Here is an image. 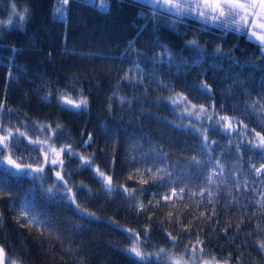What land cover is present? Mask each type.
<instances>
[{
	"label": "trees",
	"instance_id": "16d2710c",
	"mask_svg": "<svg viewBox=\"0 0 264 264\" xmlns=\"http://www.w3.org/2000/svg\"><path fill=\"white\" fill-rule=\"evenodd\" d=\"M61 3L0 0V127L24 133L0 156L4 264H176L178 255L264 264V172L250 171L264 160L249 150L253 132L264 135L261 47L227 31L232 25L206 26L151 0H69L63 18ZM61 98L87 107L70 109ZM185 98L215 117L196 124L181 109ZM220 117L227 125L216 124ZM46 143L91 160L89 170L61 154L56 170L70 191L51 165L37 163ZM9 157L44 171L16 175ZM158 168L171 174L170 186ZM96 169L111 177V193ZM170 189L178 195L165 200Z\"/></svg>",
	"mask_w": 264,
	"mask_h": 264
},
{
	"label": "snow or ice",
	"instance_id": "6c2138e0",
	"mask_svg": "<svg viewBox=\"0 0 264 264\" xmlns=\"http://www.w3.org/2000/svg\"><path fill=\"white\" fill-rule=\"evenodd\" d=\"M69 0H62L61 7L57 9V12L60 14V17L63 18V9L64 6L68 4ZM151 2L154 5H158L163 10H166L168 12L173 13L177 17H183V16H189L191 15L194 19L200 20L203 24L206 26H214L216 28L225 29V25H232L231 27L227 28V31L239 33L241 35L247 36L248 40L253 43H257L262 50V55H264V35H257L258 31H264V25H261L259 28H256V30L249 31V29L254 28V20L257 15H260V18L264 20V0H259V11L257 10V4L251 2L249 0L248 3L242 2V0H183V2H177V0H151ZM103 8L104 6L101 5ZM27 12V9L24 10V12H21L18 14L19 21L21 23V26L23 25L24 19H25V13ZM13 15H16L15 5H13ZM253 18V22H249V17ZM191 45H196L197 41L193 40L189 42ZM219 51V49H217ZM169 57L171 58V54L167 53ZM127 79V77H125ZM239 83V81H238ZM201 88L207 92L209 91L207 85H202ZM123 100V98H121ZM186 101V98H185ZM61 102L64 104L65 107H69L70 109H81L87 107V101L86 100H80L79 103L73 104L70 100H64L61 98ZM193 110L188 111V116L195 115L196 119H200L199 114L195 110V106H192ZM200 112H204V109L201 108L199 110ZM208 119L210 120L211 117L209 116ZM221 123V120H217L216 124L219 125ZM59 127V126H58ZM264 127V125H262ZM50 130V126H41V131H44L45 129ZM225 132L228 131V129H224ZM0 133H3L2 136H0V156H3L5 151L9 149L12 139H16L17 144L19 143V137L24 136V133L19 132L17 129V132L15 136H13L12 130L6 127H0ZM200 135L203 137L202 145H201V151L208 153L211 151L208 143L207 138V129L204 130V132L200 133ZM256 136H259V134H255ZM50 138V137H49ZM91 142V137L88 138L85 143ZM32 143V150L33 151H43V145H41L39 142H30ZM212 143H215L213 141ZM16 146V145H12ZM52 154L53 158L51 160L48 159L47 153H45L42 160H38L37 163L41 165H51V169L53 171H56V178L63 183V186H65L66 191H70V189H67V181L64 180V177L61 175L60 171L56 170V167L59 166L60 169L63 168L64 161L63 159L56 158L60 154H63L67 152L69 158H77L78 161H83L80 164V167L82 168H88L89 170H92L93 165L91 160H85L83 157L79 155V153L74 152L70 146H61L59 149V153L55 151V149L50 148L49 149ZM249 150H256L258 151V159L264 160V137H260L258 144H250ZM8 164L15 168L16 175L19 176H28L31 175L33 178L38 173H43L44 167H36L33 168L31 165H24L16 163V161L12 160L10 157L7 160ZM193 164L199 165L200 162L197 161L194 157L191 161ZM219 164V162H216ZM222 167V165H220ZM149 172H151V169H148ZM251 173L255 177H259L262 172H264V165H261L260 168H256L255 165L252 166L250 169ZM94 175H96L99 182L104 186V188L111 193L114 189L112 187L111 183V177H105L103 172H100L99 169H96L94 172ZM154 175H160L161 178L163 176L169 177V186L171 185V174L168 172L167 169H160L158 168L156 171V174ZM222 175V173H221ZM215 181L210 177L208 180V183H214ZM261 183H264V181H261ZM239 187V184L237 185ZM245 188H248L249 185L247 182L244 184ZM2 190V188H0ZM49 192L52 191V189H48ZM208 202L211 203L212 201V195L211 191L208 190ZM127 195L131 196L132 193H127ZM165 200L169 199L170 196H177L178 194L175 192H172L170 189V193L168 195L161 194ZM200 195L204 196V191L200 192ZM178 198H183V188H181V193L178 195ZM68 199L72 200L74 202L75 198L74 196H69ZM77 210H80V206L77 204L75 205ZM141 207H143L141 205ZM82 215H91L86 213V211L81 210ZM21 215L25 217V219L28 220L29 223H31L33 220H35V217H28L27 214L23 211H21ZM202 215V214H201ZM129 233L128 238L130 240H136L138 239V234L132 232V230H125ZM226 231V230H225ZM198 243H201L200 241H197ZM262 249H264V243L260 245ZM131 253H134L136 256H141V253L137 250L135 246H133L130 250ZM163 251V249L161 250ZM3 253V249L0 248V254ZM0 264H3L2 259H0Z\"/></svg>",
	"mask_w": 264,
	"mask_h": 264
},
{
	"label": "rangeland",
	"instance_id": "374dc122",
	"mask_svg": "<svg viewBox=\"0 0 264 264\" xmlns=\"http://www.w3.org/2000/svg\"><path fill=\"white\" fill-rule=\"evenodd\" d=\"M242 2H244V3H248L249 0H242ZM251 2L257 4V10L259 11V7H258V6H259V0H251ZM60 7H61V4H58L56 10H57L58 8H60ZM63 13H64V12H63ZM262 14H264V13H262ZM249 22H250V23L253 22V18H252L251 16L249 17ZM261 25H264V20H262V19L260 18V15H257V16L255 17V20H254V28L249 29V31L251 32V31H253V30H256V28H259ZM257 35H258V36H259V35H264V31H258V32H257ZM80 100H81V99H78V100L75 99V100H73V103H74V104L79 103ZM180 104L182 105V108H181V109H182V111L186 114V116H188V115H187V112H188V111H192V110H193L192 106H195V110H196V112L199 114L200 119H196V118H195V115L191 116V118H193V120L196 121V124H199V122L202 121V120H207L209 116L211 117L210 120L208 119L209 121H211L212 118L215 117V115H214V113H213V110H212L211 108H207V107L202 106V105H197V104L189 103V102H186V101H180ZM201 108L204 109V112H200V111H199ZM188 117H190V116H188ZM220 120H221V123H222V125H223V124H224V121H225V118L220 117ZM224 125H227V123H225ZM255 134H257V132H253V136H252L251 140H253V142H254L255 144H257V143H259L260 137H264V135H261L260 133H258L259 136H256ZM45 146H46V148H45V153H47V155H48V159H49V160H51V159L53 158V154H52V152L49 150L50 148L55 149V151H56L57 153H59V149H58L57 147H54V146H52V145H48L47 143L45 144ZM60 157H61V154H60L59 156H57L56 158L61 159ZM33 168H36V167H33ZM172 192H173V191H172ZM174 262H175L176 264H190V263H191V264H197V259H195V258H186L184 255H178V256L175 257ZM211 263H213V262H212V261H207V262L205 261V262H204V261H201V260L198 259V264H211Z\"/></svg>",
	"mask_w": 264,
	"mask_h": 264
},
{
	"label": "water",
	"instance_id": "95a60500",
	"mask_svg": "<svg viewBox=\"0 0 264 264\" xmlns=\"http://www.w3.org/2000/svg\"><path fill=\"white\" fill-rule=\"evenodd\" d=\"M0 248H2L1 246H0ZM4 250H3V253L2 254H0V259H2V261H3V258H4ZM3 264H4V262H3ZM221 264H223V263H221ZM226 264H228V263H226Z\"/></svg>",
	"mask_w": 264,
	"mask_h": 264
},
{
	"label": "flooded vegetation",
	"instance_id": "af4514ba",
	"mask_svg": "<svg viewBox=\"0 0 264 264\" xmlns=\"http://www.w3.org/2000/svg\"><path fill=\"white\" fill-rule=\"evenodd\" d=\"M222 262H213L211 264H221ZM223 264H226V263H223Z\"/></svg>",
	"mask_w": 264,
	"mask_h": 264
}]
</instances>
